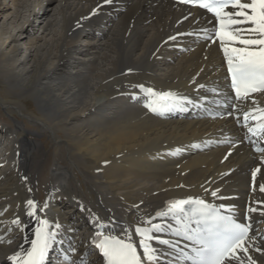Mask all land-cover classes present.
I'll use <instances>...</instances> for the list:
<instances>
[{
  "label": "bare ground",
  "instance_id": "obj_1",
  "mask_svg": "<svg viewBox=\"0 0 264 264\" xmlns=\"http://www.w3.org/2000/svg\"><path fill=\"white\" fill-rule=\"evenodd\" d=\"M11 2L0 6V76L13 94L35 98L33 121L53 145L44 150L39 133L15 117L21 100L0 94L13 120L0 124V264L31 247L39 219L53 225L70 264H103L96 232L122 236L168 200L237 195L225 201L256 206L264 199V164L237 143L236 119L162 118L148 112L152 96L136 87L201 98L223 85L217 46L186 35L207 21L202 12L167 0ZM29 199L48 207L30 217Z\"/></svg>",
  "mask_w": 264,
  "mask_h": 264
},
{
  "label": "snow or ice",
  "instance_id": "obj_2",
  "mask_svg": "<svg viewBox=\"0 0 264 264\" xmlns=\"http://www.w3.org/2000/svg\"><path fill=\"white\" fill-rule=\"evenodd\" d=\"M111 2L112 0H104L105 4ZM180 3L198 6L212 14L215 23L211 28L202 29L199 38L213 43L219 42L227 61L234 98L242 102L251 101L256 105L250 111L243 112V117L246 124L249 120L254 122L253 126L247 127V133L259 138L253 143L257 145L255 151L260 154V163H264V147L258 146L260 142H264V107H260L259 101L253 96L264 95V0H180ZM170 39L174 40L175 37ZM136 87L153 97L146 105L153 112L168 106L161 102L187 101V97H180L171 91L157 92L142 84ZM211 91L215 92L216 89ZM247 139L251 141L252 136H247ZM257 173H261L259 167L251 173L253 191L257 190ZM261 179H264V173L261 174ZM258 189L264 193V183H260ZM219 191L220 189H216L210 194L217 197ZM26 203L29 209L27 215L30 217L37 216L38 212H43L48 207L47 202L39 207L38 202L33 199ZM254 203L257 206L248 207L247 212L264 216V199ZM168 217L175 221V226L166 222ZM156 218H161L165 223H153ZM12 223L19 225L21 221L17 218ZM96 223L107 230L108 226L100 223L99 217H96ZM39 224L31 247L27 250L21 248L7 257L8 260L14 264H46L57 232L53 230L48 219H39ZM60 228L58 222L54 224V229ZM252 231L254 229L251 217L245 216L244 222H241L235 205H216L200 197L189 196L186 199L168 200L154 216L139 219L134 225L124 229L122 236L111 233L105 235L98 231L93 243L102 253L104 264H159L161 255L152 242L177 249L178 241L163 239L158 235L170 232L191 242L188 246L190 252L179 248L177 253L178 259L190 264H245V261L247 264H258L250 254V247L262 255L264 247L256 243L257 236L250 235ZM133 234L139 237L138 241L133 239ZM81 264H87L86 258Z\"/></svg>",
  "mask_w": 264,
  "mask_h": 264
},
{
  "label": "rangeland",
  "instance_id": "obj_3",
  "mask_svg": "<svg viewBox=\"0 0 264 264\" xmlns=\"http://www.w3.org/2000/svg\"><path fill=\"white\" fill-rule=\"evenodd\" d=\"M4 5L7 7H11L12 6L11 0H0V6L4 7ZM1 19H2V14L0 13V21H2ZM103 43L104 44L106 43L105 40H103ZM22 50L24 51L25 49L23 48ZM18 91L20 90L18 89ZM0 94L4 97H11V98L13 97V98L19 99L24 103V109H23L24 111L16 112L15 117L21 120L22 122H24L23 124L26 127H29L33 131H36L37 133H39V136H37L36 138L39 140L44 150L46 151L51 150L53 142H52V138L50 137L49 133L42 130L37 125V123L33 121L32 115H34V112L39 113L38 105L36 103L35 98L29 95L18 97L17 95L13 94V92H11L10 90V87L8 86V83L5 80H3L1 76H0ZM0 121L8 125L9 124L11 125L13 123L12 117L9 116V114L5 111V109L1 105H0Z\"/></svg>",
  "mask_w": 264,
  "mask_h": 264
}]
</instances>
